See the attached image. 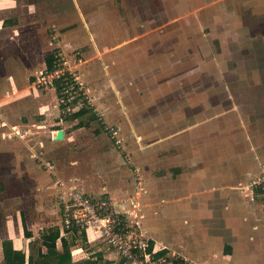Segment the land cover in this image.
Instances as JSON below:
<instances>
[{"label":"rangeland","instance_id":"rangeland-1","mask_svg":"<svg viewBox=\"0 0 264 264\" xmlns=\"http://www.w3.org/2000/svg\"><path fill=\"white\" fill-rule=\"evenodd\" d=\"M78 2L79 8L74 0H18L20 7L16 14L21 18V38L19 39L18 30L15 32L16 39L5 38V41L0 42V54L3 57L5 55L12 58L13 56L22 57L20 61L22 71L24 65L28 63L38 68L44 56L54 54L56 70H63L67 76L71 74L73 76L70 79L71 82L73 78H76L67 95L72 93L70 91L72 86L78 82V85H75L78 86V91H84V96L95 108L101 106L102 101L107 100H103L101 85L106 83L114 90L116 80L128 81L132 79V76H138L140 71L148 73L147 68L158 69L156 78L148 74L143 81H140V87L136 88L138 91L136 95L139 97H133L132 91L135 90L131 87L123 92L125 98L123 100L132 111L138 113V119L147 120L145 125L136 124L138 125L136 130L145 134L141 143L139 142L142 147H147L159 138L158 136L150 139L157 133L153 128L150 129L155 124L153 117L159 124L169 115L174 118V122L179 116L178 108L183 103L180 104L176 96L181 94L170 91L165 94V90L169 86H176L173 89L180 88L181 91L184 89L191 92L189 87L192 85L191 81L197 79L192 75L197 72L196 74L200 75L198 80L208 88L207 91L211 92L215 89L217 91V93L216 91L208 93L219 100L230 99L233 102L217 111L220 113L228 109L225 117L220 115L219 121L221 125L226 122V119L231 120L230 117H232L230 128L226 129L225 133L220 130L214 133H217L220 139L217 142L219 150L230 151V157L227 158H230V162L234 164L235 174L232 179L233 188L226 195L228 194V198H232L233 202H238L239 205L241 201L240 206H244L242 209L244 215L241 217L239 209L240 218L237 219L236 225L246 228V236L249 235L252 242L251 248L247 249L248 244L241 240L237 231L234 232L233 225L229 230H226L227 226L224 228L225 221L226 223L230 221L240 206H236V209L224 204L222 199H225L226 195L221 194V191L225 190L221 186L218 190H214V193L218 192L216 196H213L212 205L214 206L211 208H208L209 203L206 206L198 205L199 207L193 208L191 205L184 206V202L174 204V201L171 203L163 201L165 197H168L165 194L167 193L165 187H168L166 185L174 187L175 185L170 183L177 181L179 172L174 169L166 172V169L163 170L164 167L160 165L157 169L151 168L153 171L151 174V169L148 170L142 166L145 164L144 159L136 156L135 152H132L129 158L126 150L136 145L139 147L140 138L138 139L130 131L132 139H128L127 142L122 141L123 147L121 145L118 147L115 139L111 137V132L116 131V125L110 126L109 124L112 123L107 120L109 110L114 111L113 107H109L108 113L101 109L104 120L109 122L105 129L98 115L91 121L90 126H79L76 124L77 120H66V113L59 108L60 116L67 122L64 125L67 130L78 133L71 141L72 148L68 156H63L65 160L61 161L62 165L66 163L68 165L72 159H78L83 163L84 169L96 172L95 160H99L103 152H106L107 164L110 167L108 175L101 181L100 176H94V180L98 188L105 185L108 190L114 192L121 181L123 184L127 182L126 185L133 184L136 162L140 167V173L147 176L146 178L144 176L143 186L146 192L143 191L141 194L142 211L139 213V218L149 235L159 240L158 246L167 244L169 249L166 251L170 254L168 256L180 258L177 256L183 253L186 255V252L196 253L200 250L204 251L203 254L208 257V252L211 255L213 250H218L220 242L222 244L220 247L225 248L228 244L232 246L241 241L240 246L236 245L238 249L234 252L235 258L238 257L239 264H251V261L257 258V254L253 252L260 249L258 245H264V203L257 204L256 199L250 200V195H246L247 183L264 176V0H78ZM11 19L18 20L16 16ZM131 21L133 24H130ZM132 37H140L138 40L145 41L143 43L147 46L148 55L142 50L132 51V46L136 45V43H130ZM134 48L138 49L137 46ZM138 55L141 56L139 62L133 61L132 59L139 57ZM121 56L124 59L120 70V66H116L114 61ZM81 57L88 61L85 64L86 67L83 66V70L85 67L86 73L88 71L87 75L89 74L86 81L84 76L80 77L83 71L70 68L73 65L72 62L75 63ZM104 57L111 64L112 75H108L104 71L106 66L100 63V61L104 62ZM158 58L165 59L167 64L159 65ZM95 63L101 64L102 70L97 67L94 69ZM92 67V71L89 72ZM80 69L82 70V67ZM23 74L22 72V77H19L21 84L27 77ZM28 78L29 80H24L26 84L34 83L45 97L48 96L52 86L47 83L45 65L43 69ZM151 78H153L152 81ZM159 86H164L163 91H160ZM113 90H110L111 93ZM155 93L165 94L170 98L172 102L169 104L174 106V109L164 110L160 103V108L157 110L156 105L154 110L152 98ZM210 94L205 93L204 96ZM75 95L78 96L77 93ZM60 98L61 96H57L58 101ZM84 100L83 96H80L79 102L83 104ZM132 100H135V103ZM90 103L87 104L92 106ZM123 109L125 113L127 110L125 107ZM186 112L190 118L185 125L203 115V112L194 109L192 105L186 106ZM134 121H137L136 118ZM147 123L148 127H146ZM178 125L173 126L174 130L171 133H178L181 127ZM147 129L154 134L147 133ZM140 133L137 134L140 135ZM226 133L228 138L225 141ZM177 135L173 139L176 147L179 143ZM242 143H244L243 147ZM167 148L168 146L165 147L166 151H168ZM160 150L156 153L161 154L162 157V152L166 153V151L162 148ZM231 150H234V154ZM41 155L48 160L45 154ZM116 155L119 156L118 159L115 158ZM35 160L37 161L36 158ZM220 160L224 162L227 159L220 155ZM77 164L81 165L78 162ZM113 169H116L117 174H113ZM252 176L255 179L252 180ZM155 177L160 182H157ZM152 182H155L156 193L161 203H157V198L152 195L146 198L147 189L153 187ZM174 189L180 193L189 192V190L197 192L199 186L196 182L188 184L185 180L182 185L176 184ZM115 196L117 195L113 197H120ZM31 199L34 200L32 196ZM48 200L49 198H46V202ZM50 206L52 205H49L48 211H53ZM154 210L159 213L158 216L152 214ZM185 217H188V224L183 222ZM237 226L234 227L238 229ZM165 238L172 242L168 243ZM231 249L234 248L231 247ZM262 252L264 249L260 252L261 255ZM111 257L112 260L120 262L119 258L112 255ZM185 262L189 264L190 261L185 260Z\"/></svg>","mask_w":264,"mask_h":264},{"label":"crops","instance_id":"crops-1","mask_svg":"<svg viewBox=\"0 0 264 264\" xmlns=\"http://www.w3.org/2000/svg\"><path fill=\"white\" fill-rule=\"evenodd\" d=\"M74 2L79 8L78 0H74ZM18 7H20L18 0H0V42L5 41L4 39L7 37H13L16 39L17 36H15V32L17 30L19 39L21 38V18L20 16L18 17V14H16ZM13 16H16L18 20L14 21L11 19ZM130 24H133V22L131 21ZM139 38L140 37H132L130 43H136L135 46L138 48L135 50V46H132V51L135 52L142 50L146 55H148V53H146L147 46H145L143 43L145 41H140L138 40ZM1 55L2 54H0V264H12L11 259L15 251L22 252L25 255L24 264H28L29 258H33L35 260L38 257L44 256L47 249L42 243V236L48 229H50V227H56L60 229V235L55 244L56 250L59 252L62 251L61 238H64L69 245L71 262L89 260V264L126 263L115 250L110 248L101 240L89 241L83 232L62 233L59 226V196L63 192L64 188L56 183V179L59 178L66 184H73L84 192L94 196H97L102 192L112 197L114 195H117L115 197H125L136 194V174L144 183L145 175L140 173L139 165L135 162L136 169L134 170L133 184L128 183L126 185L127 182L123 184V181H121L119 182L120 185L116 186L117 188H115L114 192L108 190V187L105 185L98 188V184L94 180V176H100L101 181L102 179L104 180L108 175L107 172L110 167L107 164L108 154H106V152H103L101 158L97 160L99 162L95 160L96 172L93 170L91 172V170L84 169L83 163L79 162L78 159H72L68 165L67 163L62 165L61 161L65 160L63 159V156H68V152L72 148L71 141L76 135H78V133L75 131L69 132L66 126H64L67 122L65 119H63V117L60 116V109L59 104L57 103L58 100L55 89L51 88L50 93L47 97H45L44 94H42V91L34 86V83L27 82L26 84L24 82V80H29V76L34 75V73H37V71L43 69V66L45 65V56L42 63H40V65L38 64V68L35 67L34 64L28 63L27 65H24L22 71L20 63L22 57L19 58L13 56L12 58V56L9 55H5L4 57ZM138 56L139 57L135 59L133 58L132 60L139 62L141 56ZM150 58L152 57L150 56ZM153 58L157 59L155 57ZM106 59L107 58L104 57V62L100 61V63L102 62L103 66H106L104 67V71H106L108 75H112L113 72L110 71L111 64L109 61H106ZM123 59V56L116 59L115 61L113 59L114 63H116L115 65L120 66V70L121 65H123ZM158 59L159 65L167 64L165 63V59ZM71 60H73V58ZM87 62V60L85 61L81 57V59L78 61L76 60L75 63L73 61V65L70 67L71 69H79L80 72L83 71L80 77L84 76L85 81L89 75H87L88 71L87 73L85 71V64ZM83 66H85L84 70ZM81 67L82 70L80 69ZM96 67L100 70L101 64L98 65L95 63L94 69H96ZM161 68L164 69L163 67ZM92 69L93 67L89 69V72L92 71ZM147 71L148 73L140 71L138 76H132V79L128 80L129 82L125 80L117 81L115 79V83L117 85L114 84V90L111 89L112 86H108L106 83L105 85H101L102 95H104L103 100H107L102 101L101 106H96V108L93 104H91V107L95 111V115H98L103 121L102 124L104 125V129L109 124V122L104 120L101 109L108 113L107 111L109 110V107H113L114 111L109 110V116L107 114V120L111 121L112 124H109L110 126L116 125V132L113 136L111 134V137L115 140H119V143H116L118 144V147H123L124 143L122 141L126 140L127 142L128 139H132L131 132L132 134L136 135L138 139L140 138V141L138 140V145L139 142L141 143L142 137L145 136L144 133H140L136 130L138 126L136 124L141 123L142 125H145L147 120L138 119V113H136V111H132L130 106L127 105L123 100V92L131 87V89L135 90L132 91L134 94L133 97H139L136 95V93H138L136 88L140 87V81H143V79L148 74L152 75L151 77L156 78V73L159 70L147 68ZM22 72L24 73L23 75L27 77L22 80L21 84L19 77H22ZM196 73L197 72H195V74L192 76L197 79L191 81L192 85L189 86L191 92H187V90L184 89L181 91L180 88L173 89L174 87L176 88V86H169L168 89L165 90V94L169 93L168 91L181 94L180 96H176L178 102L180 104L183 103V105H180L178 108L179 116L178 118H175V122L174 118L170 115L167 118H163L164 122H159V124L157 123L158 121L153 117L152 120H154L155 124H153L150 129L152 130L153 128V130H155L154 132L157 133L154 134L150 131V129H147L146 131L147 133L150 132V135L154 134L150 138L151 140L159 136L157 141H153L152 144H149L150 147L149 145L147 147H142L140 144L139 147L141 146V148L137 147L136 145L132 149L126 151L129 158V155L131 154L132 156V152H135L136 156L144 159L145 164L142 166L148 168V170L151 168L157 169L160 165H162L160 167H164L163 170L166 169V172L170 171L171 169L178 171L179 176L176 181L177 183L172 182L170 183L171 185H182L186 180L188 184L196 182L199 186L197 192L189 190V192L184 191L183 193H180L174 189L175 186L172 187L168 184L166 185L168 187H165L167 189V193L165 192V194L168 197H165V200H163L164 202L171 203L174 201V204H180L181 202H184V206L191 205L193 208L194 206L196 208L199 207L198 205H201L200 207L206 206L207 203H209L208 208H211V206H214L212 205V202L214 201L213 196H216L218 192L217 191L214 193V190H218L219 186H221L223 189H225L221 191V194L226 195V193L231 191L234 185L232 182L235 174L233 167L234 164L230 162V158H227L230 157V151L222 152L219 150V144L217 142L220 141V139L218 134L214 133L215 131L218 132L219 130L224 131L225 133L226 129L230 128L229 124H231L232 117H230L231 120H229V118L226 119V122L221 125L219 121L220 115L225 117L224 115L228 113V109L221 111L220 113H218V110H220L219 108L221 107L233 104V102L230 99L219 100L217 97H213V95L210 93H214L216 89L211 90V92L207 91L208 88L202 85V82L198 80L200 75H197ZM153 78H151V81ZM20 85L22 86L20 87ZM162 87L164 86H159L161 89L160 91H163L164 88ZM110 90H113V92L111 93ZM205 93L210 95L204 96ZM215 93H217V91ZM165 94L159 95V93H155V96L152 98V103L154 105L152 108L155 107L154 110H156V105L157 110L160 108V103H162L161 108L164 110H167V108L174 109V106L169 104L172 101H170V98L165 96ZM161 95H164L163 98H158V96L161 97ZM132 101L135 103V100ZM187 105H192L194 109L199 110L201 113L203 112V115L201 118H198L191 123H187L188 125H185V122L190 118L186 112ZM124 107L127 110L125 113H123ZM100 114L103 116V118L100 116ZM134 117L137 121H134ZM168 118L169 120H167ZM2 123H4V125ZM176 124L181 126L179 127L180 129L177 133L178 135L176 133H171V131L174 130L173 126ZM147 125L148 123L146 124V127H148ZM11 127H16L18 130H20V132L23 134V137L20 138L16 136H10L9 133L11 132ZM108 128L109 127H107V129ZM59 129L63 130L64 137L60 140H55L54 137L57 130ZM137 133H140V135ZM176 135L179 137V143L177 147L173 143V139ZM224 136L226 141L228 138L227 133ZM243 144L244 143H242V147L244 146ZM166 146H168V151L165 150ZM161 148L166 151V153L162 152V157L160 156L161 154L156 153ZM155 149H157V151ZM231 152L234 154V150H231ZM41 154H45L48 160H46L44 156L42 157ZM220 155L224 156L227 160L224 162L220 160ZM116 157L118 159L119 156L116 155L115 158ZM40 159L55 164L54 166L56 174H52L47 168L40 164ZM77 162L82 166H79ZM88 162L91 164L90 160H88ZM88 165H86V167H88ZM110 166L112 167L113 165ZM43 167L46 170L43 169ZM152 169L151 174L153 173ZM113 170V174H117V172H115L116 169ZM144 172L149 173V171ZM146 177L147 176H145V178ZM253 179H255L254 176H252V180ZM155 180L160 182V180L156 177ZM152 183L153 187L151 186L152 189H147L146 198L152 195L154 198H157V203H161L159 200L160 198L156 193L155 182ZM250 183L251 180L249 183H247L248 185L246 184L248 188L246 195H250V200L256 199L255 202L257 204L264 203V194L256 195L254 193V189L258 186H251ZM259 187L263 186L260 185ZM143 191L146 192V188H144V186L140 191H138V194L136 195L139 202L142 199L141 194ZM112 193H114V195H112ZM31 196L34 200L31 199ZM171 197L173 199H170ZM46 198H49L47 202ZM222 200L224 201V204L229 206V208L237 209V207L242 203L240 200V205L238 202H233L232 198H228V194L225 196V199ZM236 203H238V205H236ZM49 205H52L50 208H53V211H48ZM243 208L244 206L238 207L235 215L231 217V220L227 221V223L225 221L224 228L227 226L226 230H229L233 225V229H235L234 232L237 231L236 233L239 234L241 240L248 244L247 249H250L252 242L249 239V235L246 236V228H240L236 225V223H238L237 219L240 218V215L241 217L244 215L242 212ZM239 209L241 210L240 212ZM141 211L142 209L140 206L139 213ZM152 214L154 216L159 215L156 210L152 211ZM196 215L198 214L196 213ZM219 218L221 217L219 216ZM183 222L188 224V217H185ZM234 226H237L238 229H236ZM143 229L149 235L144 226ZM155 240L158 245L159 240ZM165 240L168 243L172 242H169V240L166 238ZM220 245H222L221 242L219 247ZM236 245L240 246L241 241H239L238 244H232V246L228 244L229 247H218V250H213L211 255L208 252V257L203 254L204 251L200 250V252L197 251L196 253L186 252V255H183V253L178 257H180L179 259H182L183 262H185V260L190 261L189 264H239V259L238 257L235 258L236 254L234 253L238 249V246L236 247ZM163 246L165 247V250L169 249L167 244H163ZM258 246L260 247L259 250L254 252L252 251L253 253L257 254V258L256 260H252L251 264H264V252H262V255L260 253L264 249V245ZM231 247L234 249H231ZM165 254L170 255L168 252ZM111 255L117 259L119 258L120 262L112 260ZM225 256L229 257L226 258ZM170 258L172 257L170 256ZM185 263L187 264V262Z\"/></svg>","mask_w":264,"mask_h":264},{"label":"built area","instance_id":"built-area-1","mask_svg":"<svg viewBox=\"0 0 264 264\" xmlns=\"http://www.w3.org/2000/svg\"><path fill=\"white\" fill-rule=\"evenodd\" d=\"M46 71L47 83L53 89H55V80L64 77L62 95L58 103L63 106L62 111L66 113V116L82 106V102H79L80 96H83L85 101L90 103L87 97L84 96L85 92H79L78 86H75L78 85V82H75L76 84L72 86L70 90L72 93L67 95L72 82L76 81V78H73L72 82L70 81L73 77L71 74L67 76L63 70H56L55 67L53 70ZM75 93L78 96H74ZM74 100L76 103H73ZM2 124L4 125V123ZM115 132H111L112 136ZM9 135L23 137L22 132L16 127H11ZM115 142L119 143V140H115ZM39 161L52 174H56L53 163L42 159ZM56 183L64 188L59 196V226L63 234L83 232L89 241L101 240L115 250L127 264L180 263L177 262L179 258H173L176 261L174 263L167 254L158 255L165 247L158 246L156 240L143 229L142 221L139 218L140 202L136 196L138 191L143 188V181L137 174L136 194L119 198H114L102 192L94 196L73 184H66L59 178L56 179ZM250 185H262L264 187V176L258 180H253ZM152 241L153 243H151ZM183 264L186 263L183 262Z\"/></svg>","mask_w":264,"mask_h":264},{"label":"trees","instance_id":"trees-1","mask_svg":"<svg viewBox=\"0 0 264 264\" xmlns=\"http://www.w3.org/2000/svg\"><path fill=\"white\" fill-rule=\"evenodd\" d=\"M54 54L46 55L44 58V63L46 70H53L55 67ZM64 77H60L55 80V91L58 97L62 95L63 90V80ZM73 103H76L74 100ZM59 108L62 110L63 106L59 104ZM96 118L94 109L87 104V101H83L82 106H80L72 114L66 116V120H77V125L79 126H90L91 121ZM260 186V185H259ZM256 187L255 194H264L263 187ZM59 228L50 227L42 236V243L46 247L47 251L44 256L38 257L37 259L29 258L28 264H89V260H82L78 262H71L70 249L67 241L61 238L62 241V251L56 250V240L59 238ZM153 243V241L151 242ZM167 251L165 249L161 250L158 255H164ZM25 255L22 252L15 251L12 255V264H24ZM175 263L176 261L172 259ZM183 264V260L178 259L177 262Z\"/></svg>","mask_w":264,"mask_h":264},{"label":"water","instance_id":"water-1","mask_svg":"<svg viewBox=\"0 0 264 264\" xmlns=\"http://www.w3.org/2000/svg\"><path fill=\"white\" fill-rule=\"evenodd\" d=\"M63 137H64L63 130H62V129L57 130L54 139H55V140H60V139H62Z\"/></svg>","mask_w":264,"mask_h":264}]
</instances>
